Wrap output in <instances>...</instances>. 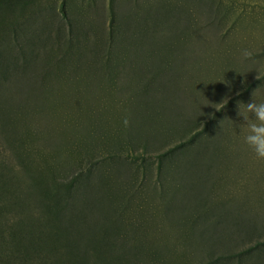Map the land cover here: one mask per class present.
Masks as SVG:
<instances>
[{"label":"rangeland","instance_id":"obj_1","mask_svg":"<svg viewBox=\"0 0 264 264\" xmlns=\"http://www.w3.org/2000/svg\"><path fill=\"white\" fill-rule=\"evenodd\" d=\"M255 70L264 0H0V264H264Z\"/></svg>","mask_w":264,"mask_h":264},{"label":"clouds","instance_id":"obj_2","mask_svg":"<svg viewBox=\"0 0 264 264\" xmlns=\"http://www.w3.org/2000/svg\"><path fill=\"white\" fill-rule=\"evenodd\" d=\"M254 53L249 49L241 50V60L247 61L253 58ZM258 75L257 79L264 77V71L255 70ZM224 83H228L225 81ZM228 103L226 96L222 102L212 104L217 111L222 110ZM238 116L243 117L244 123L241 124L243 130V143L254 153L259 160H264V102H257L254 99L247 104L238 102ZM125 127L128 126L129 120H123Z\"/></svg>","mask_w":264,"mask_h":264}]
</instances>
